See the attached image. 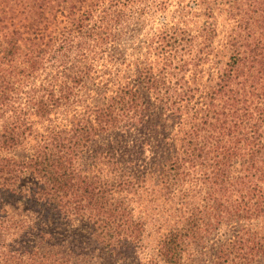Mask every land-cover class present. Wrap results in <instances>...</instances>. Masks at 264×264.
<instances>
[{"label":"trees","instance_id":"16d2710c","mask_svg":"<svg viewBox=\"0 0 264 264\" xmlns=\"http://www.w3.org/2000/svg\"><path fill=\"white\" fill-rule=\"evenodd\" d=\"M0 264H264V0H0Z\"/></svg>","mask_w":264,"mask_h":264},{"label":"rangeland","instance_id":"374dc122","mask_svg":"<svg viewBox=\"0 0 264 264\" xmlns=\"http://www.w3.org/2000/svg\"><path fill=\"white\" fill-rule=\"evenodd\" d=\"M189 1H192V0H183V5L185 6L186 4L189 3ZM197 3L200 2V0H195ZM177 8H176V5L173 4V6H171L168 11H167V14H168V18L171 22H174L176 24L180 23V21L178 20L177 18V12H176ZM200 11H201V7L199 6L198 9H194V10H189L188 8L185 10V12H191V14L189 15H185V17L183 18V20L185 21L184 23H181L180 25L183 26V27H187L189 28L190 30H194V28L196 26H198V24L202 23L203 22V17L200 16ZM218 13L217 14V17H216V29H217V37L215 38V41H214V44L215 45H220V44H223L227 38V36L230 34V30L232 28V25L231 24V21H229L227 18H226V15L221 12H216ZM132 198H135V196H132ZM145 198V197H144ZM149 198V197H148ZM133 206L135 207L136 205H134V202H133ZM166 209L169 208V204H166ZM152 207L153 205H151L148 209V211L145 213V210L142 209L143 207L140 206L138 207V210L136 208V211H138L137 213L141 214L142 218H144L145 222H146V233L149 234V237L147 239V245L149 246H153V243H155V240L157 239L158 235L156 233L157 231V227L158 225L156 226V224H153L151 223L149 217L147 218L145 216V214H148L150 216H154V213H156L155 211H152ZM165 209V208H164ZM153 218V217H152ZM164 218L166 219V216H164Z\"/></svg>","mask_w":264,"mask_h":264}]
</instances>
